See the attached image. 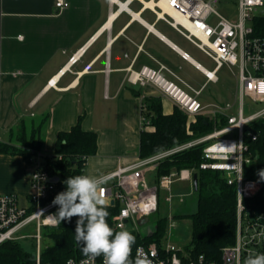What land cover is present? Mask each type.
Returning <instances> with one entry per match:
<instances>
[{
  "label": "crops",
  "instance_id": "crops-1",
  "mask_svg": "<svg viewBox=\"0 0 264 264\" xmlns=\"http://www.w3.org/2000/svg\"><path fill=\"white\" fill-rule=\"evenodd\" d=\"M56 1L0 0V138L9 141L23 121L47 117L44 151L53 153L59 132L81 118L84 130L98 134V151L86 163V174L98 177L140 157L143 103L159 97L165 113L177 107L153 84L130 82L129 70L163 64L166 76L177 80L173 72L185 80L183 62H200L170 35L169 28H175L159 16L156 0H66L69 5L63 9ZM126 1L129 9L122 7ZM63 68L67 70L60 75ZM52 78L56 85H49ZM202 94L207 113L230 103ZM202 115L215 128L225 123L220 124L221 115ZM33 169L21 154L0 153V193H15L26 201ZM147 176L154 183L158 171Z\"/></svg>",
  "mask_w": 264,
  "mask_h": 264
},
{
  "label": "built area",
  "instance_id": "built-area-1",
  "mask_svg": "<svg viewBox=\"0 0 264 264\" xmlns=\"http://www.w3.org/2000/svg\"><path fill=\"white\" fill-rule=\"evenodd\" d=\"M155 1V0H153ZM221 0H156L159 16L165 19L180 34L185 36L214 61L213 70L201 68L207 82L196 88L171 72L175 79L163 73L168 68L161 64L159 69L143 66L140 70H129L128 80L134 84H153L162 96L169 98L184 111L190 120L208 114L217 119L225 118V123L198 138L177 144L158 151L147 157H139L135 161L105 172L98 178H105L103 185L108 205H117L118 212L113 216V224L117 229H126L129 221L133 229H139V220L159 211L160 191L168 192L166 200L174 198L173 184L177 180H189L194 185L196 170H215L223 172L228 182L235 185L237 193L236 214L237 225L235 241L221 249L220 260L209 259L204 254L192 256L189 250L179 248L174 241V228L177 226L174 216H168L170 232L161 241L142 242L136 246L147 254L153 264H240L251 253H264V203L258 200L262 190L261 182L246 176V166L252 161L247 135L256 139L250 126L257 120L264 119V37L255 36L251 21L264 8V0H236L238 16L231 19L221 13L215 6ZM163 2V5L161 4ZM56 5L66 8L69 2L57 0ZM128 8V1L122 4ZM171 11H174L173 14ZM84 48L74 54L68 67L74 64ZM188 52H183L185 59H190ZM224 65L236 66L237 95L239 106L234 113V104L215 105L209 113L200 100L203 89L209 81H217V72ZM67 68H63L60 75ZM49 85H56L54 78ZM246 99L259 107L255 110L246 106ZM148 105L142 104V126L151 127L147 115ZM203 144V160L197 168L172 169L157 176L154 183L148 179L149 171H156L160 163L176 152ZM31 176L32 191L26 203L15 193H0V245L8 240L26 238L24 229L35 224L37 233V251L33 264H53L42 260V227L57 225L49 215L57 213L58 206L52 204L57 195L56 183L51 180L54 175L45 168L42 153L33 160ZM242 169V172H241ZM113 201V204L111 203ZM145 209H148L146 212ZM143 235V234H142ZM144 236V235H143ZM136 249L134 258L136 255ZM87 257H70L73 264H81ZM94 264H103V257H96Z\"/></svg>",
  "mask_w": 264,
  "mask_h": 264
},
{
  "label": "trees",
  "instance_id": "trees-1",
  "mask_svg": "<svg viewBox=\"0 0 264 264\" xmlns=\"http://www.w3.org/2000/svg\"><path fill=\"white\" fill-rule=\"evenodd\" d=\"M264 9V8H263ZM262 9V10H263ZM254 15L251 24L254 35L264 37V11ZM147 115L151 127H143L140 135V157L150 156L158 151L198 138L211 130L214 124L209 117L197 116L190 120L188 115L179 107L172 113H165L159 97H151L146 101ZM47 117L30 123L23 121L13 131V138L3 141L0 138V153L21 154L26 162L33 165L38 153H42V161L51 175L59 176L56 183L57 193L65 190L63 181L69 176L86 174L88 157L98 151V134L95 131L84 130L79 122L70 130L58 134L53 153L44 151V127ZM225 122L222 118L221 125ZM250 127L258 132L256 139L247 135L252 161L246 166L247 177L262 184L258 200L264 203V180L258 173L264 169V119L255 121ZM203 160V144L176 152L164 159L157 171L158 176L170 172L172 169L197 168ZM198 173V208L189 216L193 224L192 240L187 250L191 255L204 254L209 259L220 260L222 247L235 241L237 214V193L235 185L228 182V177L220 171L196 170ZM194 186V185H193ZM110 215L108 222L114 230L113 216L118 212L117 205H108ZM76 217L71 222L62 221L50 232V242L42 250V260L53 264H66L70 257L83 256L82 245L75 240ZM157 229L152 236H143L138 230L130 231L136 237L132 256L134 258L136 246L142 242L161 241L168 224V218L157 221ZM36 253L27 251L18 240H8L0 245V264H33Z\"/></svg>",
  "mask_w": 264,
  "mask_h": 264
},
{
  "label": "rangeland",
  "instance_id": "rangeland-1",
  "mask_svg": "<svg viewBox=\"0 0 264 264\" xmlns=\"http://www.w3.org/2000/svg\"><path fill=\"white\" fill-rule=\"evenodd\" d=\"M216 8L231 19H235L238 16V8L236 0H221L215 4ZM264 11V9L262 10ZM170 35L186 50L193 58L200 62L204 67L209 70H213L215 67V61L197 45L191 42L182 34L178 33L175 29L169 28ZM180 73L182 77L187 80L194 87L199 88L206 80V76L201 70L197 69L189 62H183ZM237 72L238 68L236 66L224 65L218 71L219 81L208 82L203 90L201 98H208L209 100H219L223 99L230 104H234L232 112H236L239 106L238 95H237ZM246 106L250 109L255 110L259 107L257 104H252L249 99H246ZM215 128V124L213 129ZM155 175V173L153 174ZM153 183V182H151ZM174 198L171 202L166 200L168 192L165 190L160 191V207L159 211L148 217V221L144 224H138L140 232L146 233L149 228L155 227V224L160 218H165L170 215L174 216L177 226L174 228V241L175 244L183 249L187 250L192 240L193 224L189 216L198 208V192L194 189V186L189 180H177L173 184ZM25 200H22L23 203ZM133 222L129 221L127 223L126 230L132 231ZM54 226H44L42 227V239L40 241L41 249L43 250L45 246L50 242L49 234L55 230ZM170 232L169 223L165 227L164 238L168 236ZM37 233L35 224L29 225L24 229L23 234L26 238L18 239L22 246L31 253H36L37 251V239L34 237Z\"/></svg>",
  "mask_w": 264,
  "mask_h": 264
},
{
  "label": "clouds",
  "instance_id": "clouds-1",
  "mask_svg": "<svg viewBox=\"0 0 264 264\" xmlns=\"http://www.w3.org/2000/svg\"><path fill=\"white\" fill-rule=\"evenodd\" d=\"M258 175L264 180V169ZM105 182V178L87 174L69 176L63 181L65 190L57 193L52 200V204L58 206L57 213L48 217L57 225L77 218L75 240L82 245L81 251L88 258L81 264H94L95 258L100 256L103 257V264H153L140 248L136 249L133 258L136 237L130 231H117L110 226L108 201L103 187ZM68 264L73 262L69 261ZM237 264H240L239 258ZM243 264H264V253L250 252Z\"/></svg>",
  "mask_w": 264,
  "mask_h": 264
},
{
  "label": "water",
  "instance_id": "water-1",
  "mask_svg": "<svg viewBox=\"0 0 264 264\" xmlns=\"http://www.w3.org/2000/svg\"><path fill=\"white\" fill-rule=\"evenodd\" d=\"M250 129H251L254 133H257V134H258L257 130H255L253 127H250ZM51 180L54 181V182H58V181L60 180V177H59V176H54V177L51 178ZM194 187H195V189L198 188V173H197V172L194 173ZM111 203L113 204V201H112ZM148 217H149V216H144L143 218H141V219L139 220V224H144V223H146V222L148 221ZM156 229H157V224H155V227L149 228V229H148V232L143 233V235H144V236H145V235L152 236V235L154 234V232L156 231Z\"/></svg>",
  "mask_w": 264,
  "mask_h": 264
},
{
  "label": "bare ground",
  "instance_id": "bare-ground-1",
  "mask_svg": "<svg viewBox=\"0 0 264 264\" xmlns=\"http://www.w3.org/2000/svg\"><path fill=\"white\" fill-rule=\"evenodd\" d=\"M152 5H153V3H151ZM162 5H163V2L161 3ZM173 14H175V12L174 11H171ZM190 57V56H189ZM201 68H203V69H206L205 67H202L201 66Z\"/></svg>",
  "mask_w": 264,
  "mask_h": 264
}]
</instances>
